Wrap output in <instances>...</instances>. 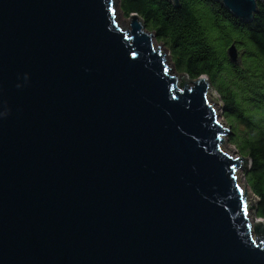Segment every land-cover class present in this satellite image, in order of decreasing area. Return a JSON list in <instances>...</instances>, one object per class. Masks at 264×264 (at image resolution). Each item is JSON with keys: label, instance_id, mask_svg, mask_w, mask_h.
<instances>
[{"label": "water", "instance_id": "1", "mask_svg": "<svg viewBox=\"0 0 264 264\" xmlns=\"http://www.w3.org/2000/svg\"><path fill=\"white\" fill-rule=\"evenodd\" d=\"M118 4L0 0V264H264L209 79L172 74Z\"/></svg>", "mask_w": 264, "mask_h": 264}, {"label": "trees", "instance_id": "2", "mask_svg": "<svg viewBox=\"0 0 264 264\" xmlns=\"http://www.w3.org/2000/svg\"><path fill=\"white\" fill-rule=\"evenodd\" d=\"M120 7L128 19L138 15L147 31L168 48L177 72L190 81L207 77L221 96L232 141L251 161L247 183L259 200L258 218L264 222L263 5L251 23L238 20L216 0H180L179 5L121 0ZM232 46L239 52L237 65L228 57Z\"/></svg>", "mask_w": 264, "mask_h": 264}, {"label": "rangeland", "instance_id": "3", "mask_svg": "<svg viewBox=\"0 0 264 264\" xmlns=\"http://www.w3.org/2000/svg\"><path fill=\"white\" fill-rule=\"evenodd\" d=\"M119 1V4H118V19H119V22H120V26H122L124 29H130V24H131V20L126 18L124 16V14L121 12V0H118ZM151 33V32H150ZM154 34V33H152ZM155 35V34H154ZM155 47L156 49H158L159 47H161L162 49V52L164 55L167 56V62H168V65H169V68L172 69V71L170 70V72L172 74L175 73L176 77L178 76H181V75H184V74H180L179 72L176 71V67L174 66L173 64V61H172V58H171V54L168 50V48L166 46H164L162 43L158 42L156 40V37H155ZM184 82L182 80H179V84H183ZM190 87H192V84H189ZM210 86L212 87V85L210 84ZM213 89V88H212ZM215 95H216V98L222 103L223 107H220L218 105H216L212 98L210 96H208V100L210 102V105L213 106L216 111H217V114H218V117H219V122L221 125H223L224 122H226L229 126H230V129L229 131L232 132V127H231V124L228 122V120H226V118L224 117V109H225V105H224V102L221 98V96L218 94V92L213 89ZM241 130L244 131V127H241ZM232 137L231 135L229 137H227L225 139V142H226V151L235 159H239V157L241 158H247V157H243L241 156V154L239 153L238 151V148L234 145L233 141H232ZM248 159V158H247ZM249 160V159H248ZM250 162V171H251V161L249 160ZM249 171V172H250ZM249 172H244L243 170L239 171L238 173V179L240 181V184H241V188H242V191L243 193H245V187L247 188V191H248V197L249 199H252L254 197V194L252 193V191L250 190L249 186H248V183H247V176L249 174ZM245 183H246V186H245ZM255 208L256 209H249V220L253 223V231H254V224L260 220L258 218V208H259V204L255 205ZM262 221V220H260ZM263 222V221H262ZM264 223V222H263Z\"/></svg>", "mask_w": 264, "mask_h": 264}, {"label": "bare ground", "instance_id": "4", "mask_svg": "<svg viewBox=\"0 0 264 264\" xmlns=\"http://www.w3.org/2000/svg\"><path fill=\"white\" fill-rule=\"evenodd\" d=\"M166 58H167V56H166ZM252 223V222H251ZM252 225H253V223H252Z\"/></svg>", "mask_w": 264, "mask_h": 264}]
</instances>
